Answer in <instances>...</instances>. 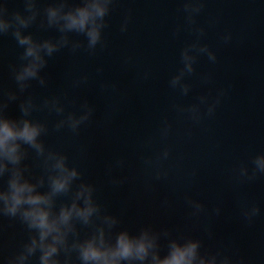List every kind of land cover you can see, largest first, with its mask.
<instances>
[{
  "label": "clouds",
  "instance_id": "clouds-1",
  "mask_svg": "<svg viewBox=\"0 0 264 264\" xmlns=\"http://www.w3.org/2000/svg\"><path fill=\"white\" fill-rule=\"evenodd\" d=\"M22 2L23 12H9L7 0L0 3V36L10 33L17 45L23 48L20 63L10 66L18 91H8L7 100L0 98V217L18 219L29 233L22 250L10 257L7 264H29L30 258L37 253L38 264H72L73 252L79 264H234L231 257L220 252L202 254L200 239L174 237L168 229L156 230L148 225L135 234L124 228L113 235V229L120 223L119 218L102 212L101 205L94 199L95 186L81 179L82 173L69 164L66 154L46 147L42 137L48 133V125L33 118L35 111L47 109L49 113L55 112L61 117L55 124L57 131L67 127L78 133L81 125L90 123L95 113V107L87 99L80 103L79 113L69 111L65 114L60 97L44 98L37 104L29 94L20 100L19 117L8 115L9 103L23 95L32 81H37L42 87L47 84L46 77L41 73L48 65V58L55 53L68 48L73 53L84 49L94 54L97 45L105 46L103 30L108 27L105 18L114 0H79V3L52 0L43 9L39 7L40 0ZM203 7L204 0H184L183 11L188 14L190 25H195L194 14ZM38 17L40 28L55 29L59 35L41 40L34 38L31 32L25 34L24 30L36 23ZM126 27L125 22L121 31H125ZM193 30L203 35V28ZM70 33L83 36L84 40L72 39ZM228 39L230 36L225 37V40ZM199 54H207L212 62L217 59L215 52L207 44H200L199 40L181 51L183 66L171 77L169 84L171 88L179 89L182 95H187L190 90L184 78L195 72L194 64ZM87 79V76L81 77L74 82V86ZM209 99V96L202 95L199 104L175 107L180 112L189 113L190 119L199 123L204 115L211 116L219 103V96L211 102ZM203 104L207 105L206 113L201 112L200 105ZM169 130L170 125L165 122L161 135L167 137ZM30 154H34L43 169L39 176L27 174L29 165L24 162ZM169 155L170 150L165 148L156 160H167ZM145 163L151 164L152 160L146 159ZM117 164L122 166L123 161H117ZM252 164L251 172L248 167L240 166V178L251 181L258 174H264V153L253 157ZM161 174L158 171L157 178ZM77 181L80 182L76 184ZM122 182L113 181L116 184ZM45 186L46 190L41 191ZM61 196H70V202H61L57 208V198ZM186 201L193 209V216L204 211L201 202L190 197H186ZM219 212L217 208L216 213ZM260 212L259 206L252 205L243 209V216L251 223ZM94 217L100 221L99 224L95 223ZM78 224L92 226L91 233L81 239ZM162 237L167 240L164 255H161ZM61 253L64 254L63 260ZM237 264H242V261Z\"/></svg>",
  "mask_w": 264,
  "mask_h": 264
}]
</instances>
